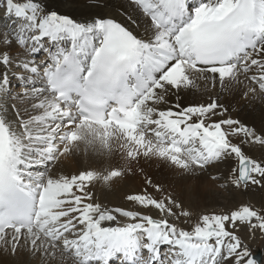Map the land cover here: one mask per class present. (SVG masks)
Masks as SVG:
<instances>
[{"label": "snow or ice", "instance_id": "6c2138e0", "mask_svg": "<svg viewBox=\"0 0 264 264\" xmlns=\"http://www.w3.org/2000/svg\"><path fill=\"white\" fill-rule=\"evenodd\" d=\"M253 68L259 75H249ZM246 81L264 92V0H0V119L4 97L16 95L14 83L23 89L20 96H27L28 89L49 91L69 123L75 117L64 105H75L86 120L91 115L97 124H115L140 145L152 129L160 138L171 137L167 151L196 142V158L205 167L234 157L239 171L234 164L231 174L248 181L249 162L253 172L264 175V162L250 160L240 147L238 134L248 133V124L220 118L230 110L220 97L247 100L248 90H240ZM190 89L211 93L210 102L181 107L177 98L166 110L158 108L168 96ZM251 91L252 100L242 107L259 109L264 136V105L255 103L264 97L254 87ZM14 137L10 130L0 131V159L7 154L10 167ZM75 138L71 132L69 139ZM3 183L0 174V197ZM91 212L89 206L84 215L93 221L94 239L111 245H102L106 264H134L149 247L160 252L165 245L173 249L174 264H260L240 233L264 235V208L203 214L189 229L179 230L167 220L131 213L135 223L107 227L116 224L115 217L96 219ZM137 233L144 234L143 244Z\"/></svg>", "mask_w": 264, "mask_h": 264}, {"label": "bare ground", "instance_id": "6f19581e", "mask_svg": "<svg viewBox=\"0 0 264 264\" xmlns=\"http://www.w3.org/2000/svg\"><path fill=\"white\" fill-rule=\"evenodd\" d=\"M249 75H259V72L253 68ZM43 83L47 88V82ZM197 83L200 82L197 81ZM40 86L42 84L37 83V87ZM216 87L219 88L218 80ZM253 87L256 88L257 95L264 97V92H261L258 84L250 81L240 86L241 91L248 90L247 100L242 95H237L235 99L222 95L220 102L229 106L230 110L228 114L220 118L230 116L248 124V133L238 134V139L242 138L240 139L241 150L246 156L264 162V136L259 130V109L253 112L249 107H242L252 100ZM211 95V93L205 95L198 89L181 91L178 97L177 95L168 96V102L159 104L158 108L166 110L176 103L177 98L181 107L208 103ZM3 102L6 105V111L3 112L0 121L15 133L13 147L18 158L13 167L36 163L27 159L36 156L34 151L42 152L48 159L57 162L45 178H41L40 172L44 162L39 163V169L32 171L40 180L37 182L39 186L37 190L44 198L39 225L37 223V226L28 229L6 230L5 233L0 234V264H97L93 262L91 256L101 242L100 239H94L95 232L90 230L93 221L91 218H86L84 213L89 206H92L91 217L99 219L100 215L111 214L115 217L116 224H110L107 227H126L135 223L131 216L115 208L117 195H121L123 188L128 186L139 193L150 191L158 198L167 195V191H172L173 196L183 193V196L174 200L184 198L181 200L185 202L197 201L198 205L205 208L207 205L209 208L210 206L218 207L232 201L239 203L242 202L244 195L254 196L258 192L264 194V189L261 187L264 183V175L252 171L249 184H244V186L247 185L245 187L239 184L236 187L238 174L233 176L231 173L234 164L238 173L239 162L234 157H228L221 163L210 162L205 167L204 163L196 158L199 155L196 142L186 147L181 145L182 150L179 152L174 149L167 151L172 147L171 137L167 140L160 138L155 134V129L150 130L152 134L147 135L144 145H140L129 139L114 124L106 127L77 118L69 123L61 110L56 108L59 102L48 91L38 94L28 89L27 96L19 94L13 98L5 96ZM37 103L42 104L43 108L33 107ZM255 103L264 105V99ZM64 109L74 111V108L64 107ZM173 110L176 109L173 108ZM71 114L74 116V113L71 112ZM71 132L76 133L75 139H69ZM40 136H42L41 141ZM35 142L38 144H34ZM162 149L165 150L163 156L160 155ZM21 153L27 156L25 158L27 161H20ZM172 157L177 159L173 160ZM83 174L89 175L90 178L79 181V177ZM29 183H34L32 176L26 177L25 184ZM65 185H71V188L64 187ZM219 185H221L220 188ZM214 186L217 187L210 188ZM49 195L54 198L48 199ZM172 195L167 196L173 199ZM260 202L264 203V197L260 199ZM141 211L145 216L151 215L160 220L154 213H146L144 209ZM131 214L142 213L132 211ZM186 218L181 216L179 221L175 218L172 221L166 220L170 224L177 223L180 226ZM42 223L45 225H41ZM52 226L53 231L48 229ZM76 230L78 233L73 232L64 239L66 244L57 242L58 234ZM136 236L143 244V236L139 237L138 233ZM8 250L12 252V257L3 256V253ZM157 254L159 252L149 247V251L142 253L139 257L138 264H153ZM168 261L174 264L172 257L169 260L164 258L158 260L156 264H169Z\"/></svg>", "mask_w": 264, "mask_h": 264}, {"label": "rangeland", "instance_id": "374dc122", "mask_svg": "<svg viewBox=\"0 0 264 264\" xmlns=\"http://www.w3.org/2000/svg\"><path fill=\"white\" fill-rule=\"evenodd\" d=\"M41 58H43V54L36 57V59H41ZM13 92L16 94H19L21 92V91H19V89H15V83H14ZM41 138H42V136H40L39 140ZM156 141H158V140H156ZM34 144H38V142H35ZM156 155H158V154H156ZM254 159L255 158L250 157V160H254ZM255 160L258 161L259 159L256 158ZM55 162H57V161L55 160ZM198 164H200V163H198ZM250 165H251V167H253V164L251 162H250ZM53 166H55V163H53V164L51 163L49 166H47L45 168L44 177H46L49 174V172H51V167L53 169L54 168ZM251 174H252V168H251L250 175ZM79 181H80V177H79ZM249 181L250 180H248L246 183H242L238 178V181L236 182L238 185H236V187L239 186V184L240 185L242 184L241 186L245 187L247 185L244 186V184H249ZM216 187L217 186L210 187V188L214 189ZM220 187H221V185H219V188ZM261 187L264 189V183H262ZM123 190H124L123 193L121 195H117V197H116V199H117L116 201L118 204L116 203L115 208L117 210H120L122 213H125V215L132 213V211L144 214L141 211L144 209L146 211V213H154L156 216L159 217L160 220H163L165 218L164 220L170 219V221H172V219L175 218L176 220L179 221V218L181 216L185 217V215H184L185 212L191 213L192 214L191 217H187L186 219H184V221H182V225H180L181 227L176 223L178 230H179V228H182V227L185 229H189L190 226L194 225V223L199 222L198 217L202 216L203 214H230V212L232 210L238 209L241 206H250V207H253L254 209H258V210L261 208H264V203L260 202V199L264 197L263 192H260V193L258 192L259 194L258 193L254 194V196L244 195L242 197L243 199L241 200L242 202H239V203L232 201V202H226L225 204H221L218 207L217 206L216 207L210 206V208H211V210H210L209 205H207L205 208V206L198 205L199 202H197V201L192 200L193 201L192 202L190 200V202L189 201L185 202L184 200H181L184 198H179L177 200H174V198H177L179 196H183V193H179L178 195L173 196L172 191H167L168 194L172 195V197H173V199H172L171 197L167 196L168 194L162 195L161 196L162 198H158L155 196L156 194L152 195L150 191H146L144 193H142V192L139 193V192H136L135 189L133 187L131 188L130 186L123 188ZM149 192H150V194H149ZM146 194L149 195V197ZM136 196L141 197V198H137ZM120 199H121V201H120ZM145 202H147V204ZM152 204H153V208H152ZM120 205L122 207H120ZM212 207H214V208H212ZM171 212H172V214H171ZM168 215L172 218L168 217ZM139 234L143 235V233H139ZM240 235L243 237L245 243L248 245V247L250 248L253 255L257 254V252H259V251L262 253V262L260 264H264V235H262L259 230H257L253 236H249L248 232L245 233V231H241ZM57 242L61 243V238L57 237ZM165 248L169 249V251L171 253V248H168L167 245H165ZM11 253L8 250L6 253H3V256L4 257H12ZM170 253L169 252L167 253V257H169ZM16 260H18L17 257H16Z\"/></svg>", "mask_w": 264, "mask_h": 264}, {"label": "water", "instance_id": "95a60500", "mask_svg": "<svg viewBox=\"0 0 264 264\" xmlns=\"http://www.w3.org/2000/svg\"><path fill=\"white\" fill-rule=\"evenodd\" d=\"M246 168L248 169L249 172V163L246 165ZM254 257L261 263L262 253L260 251Z\"/></svg>", "mask_w": 264, "mask_h": 264}]
</instances>
